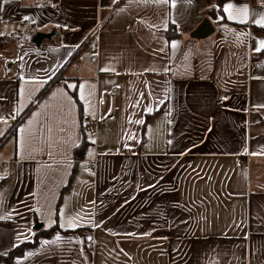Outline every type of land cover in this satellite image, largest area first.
<instances>
[{"label": "crops", "instance_id": "crops-1", "mask_svg": "<svg viewBox=\"0 0 264 264\" xmlns=\"http://www.w3.org/2000/svg\"><path fill=\"white\" fill-rule=\"evenodd\" d=\"M172 2L0 0L12 264H264V0Z\"/></svg>", "mask_w": 264, "mask_h": 264}, {"label": "trees", "instance_id": "trees-1", "mask_svg": "<svg viewBox=\"0 0 264 264\" xmlns=\"http://www.w3.org/2000/svg\"><path fill=\"white\" fill-rule=\"evenodd\" d=\"M209 3L212 2L213 0H207ZM214 3L219 7L220 12L222 13V5H223V0H214ZM264 32V29H262ZM264 54V51L259 54V57H261ZM58 78H56L54 81H57ZM90 145V142L88 141V133L86 132L85 128H83V137L80 145L75 149V157L76 159H83L84 154L86 152V149ZM55 229L52 228L48 232H46L43 236H47L48 234L54 232ZM42 235V233H41ZM38 239L35 237L32 241L29 242H24L21 245L17 246L14 248L12 251H10L7 256H0V264H12L15 260V258L23 256L25 250L27 248L33 247L36 245Z\"/></svg>", "mask_w": 264, "mask_h": 264}, {"label": "snow or ice", "instance_id": "snow-or-ice-1", "mask_svg": "<svg viewBox=\"0 0 264 264\" xmlns=\"http://www.w3.org/2000/svg\"><path fill=\"white\" fill-rule=\"evenodd\" d=\"M144 2L147 3V2H149V0H144ZM156 2L167 4V3H169V0H156ZM172 7H175L174 0L172 2ZM223 11L227 14L228 19H230V20H238V22H241V23L247 22V20H248V8L246 5L243 7H237L234 10L233 4L228 3V4L224 5ZM25 19H27V17ZM255 23L258 26L264 28V18H262L261 20L255 21ZM173 47H176V45L173 44ZM255 50L256 51L264 50V41H260L259 46ZM58 239H59V237H57V240ZM44 243H47V241H45Z\"/></svg>", "mask_w": 264, "mask_h": 264}, {"label": "built area", "instance_id": "built-area-1", "mask_svg": "<svg viewBox=\"0 0 264 264\" xmlns=\"http://www.w3.org/2000/svg\"><path fill=\"white\" fill-rule=\"evenodd\" d=\"M259 4H262L261 1H258ZM81 122H82V125L83 127L85 128L86 132L88 134H94L96 131H97V128H98V125H99V120L96 119V118H93L89 115H83L82 118H81ZM2 162L0 161V168L2 166ZM90 166L92 167H96V163H92L90 164ZM88 248L93 250L94 248V245L93 243H89L88 244Z\"/></svg>", "mask_w": 264, "mask_h": 264}, {"label": "water", "instance_id": "water-1", "mask_svg": "<svg viewBox=\"0 0 264 264\" xmlns=\"http://www.w3.org/2000/svg\"><path fill=\"white\" fill-rule=\"evenodd\" d=\"M49 35H46V34H38L35 39H34V43H36L38 46L42 43L43 39H45L46 37H48ZM195 38H202V34L201 32L198 30V32H196L194 35H193ZM41 227V225H40ZM37 228V227H36Z\"/></svg>", "mask_w": 264, "mask_h": 264}, {"label": "rangeland", "instance_id": "rangeland-1", "mask_svg": "<svg viewBox=\"0 0 264 264\" xmlns=\"http://www.w3.org/2000/svg\"><path fill=\"white\" fill-rule=\"evenodd\" d=\"M1 41H2V38L0 37V43H1ZM3 47H4V45H2L1 46V51H3ZM10 68H9V65H8V70H9ZM259 176H260V173H258L257 171H253V178L254 179H256V182H255V184H258L259 186H261V187H263L264 188V172L263 173H261V176H262V179L263 180H258V178H259Z\"/></svg>", "mask_w": 264, "mask_h": 264}]
</instances>
